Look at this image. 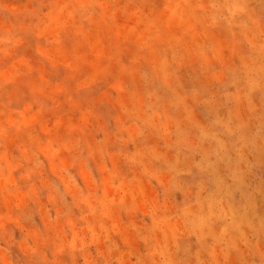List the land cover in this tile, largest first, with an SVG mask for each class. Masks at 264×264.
<instances>
[{
  "label": "rangeland",
  "instance_id": "374dc122",
  "mask_svg": "<svg viewBox=\"0 0 264 264\" xmlns=\"http://www.w3.org/2000/svg\"><path fill=\"white\" fill-rule=\"evenodd\" d=\"M0 264H264V0H0Z\"/></svg>",
  "mask_w": 264,
  "mask_h": 264
}]
</instances>
